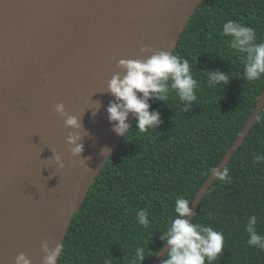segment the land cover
Masks as SVG:
<instances>
[{
	"label": "water",
	"instance_id": "95a60500",
	"mask_svg": "<svg viewBox=\"0 0 264 264\" xmlns=\"http://www.w3.org/2000/svg\"><path fill=\"white\" fill-rule=\"evenodd\" d=\"M201 1L0 0V264H15L20 253L31 264H43L62 245L122 138L106 111L115 101L108 82L124 75L118 61L172 53ZM58 103L66 115L54 111ZM263 106L264 87L213 169L226 166ZM66 116L76 117L80 127H66ZM134 119L130 113L126 123ZM69 134L83 145L78 155L66 142ZM215 179L210 172L185 219L193 217ZM167 250L164 243L149 264H159Z\"/></svg>",
	"mask_w": 264,
	"mask_h": 264
},
{
	"label": "trees",
	"instance_id": "16d2710c",
	"mask_svg": "<svg viewBox=\"0 0 264 264\" xmlns=\"http://www.w3.org/2000/svg\"><path fill=\"white\" fill-rule=\"evenodd\" d=\"M228 20L252 27L257 42L264 41V0L199 3L172 51L189 61L199 83L197 101L188 111H182L174 92L167 101H148L161 123L145 132L135 128V119L130 124L133 128L73 215L57 264H104L107 258L111 264H129L138 246L145 249L142 264H149L163 246L161 235L175 216V200L184 197L191 203L264 87V76L256 81L241 78L243 63L229 48L230 37L222 33ZM213 71L229 74L228 83L208 87L207 73ZM258 154L264 155V106L224 167L230 180L216 178L190 219L223 233V252L213 264H264V250L250 247L246 232L248 219L255 215L257 232L264 236V161L254 162ZM141 208L148 209L147 228L137 222Z\"/></svg>",
	"mask_w": 264,
	"mask_h": 264
},
{
	"label": "clouds",
	"instance_id": "9594fccd",
	"mask_svg": "<svg viewBox=\"0 0 264 264\" xmlns=\"http://www.w3.org/2000/svg\"><path fill=\"white\" fill-rule=\"evenodd\" d=\"M222 33L230 37L228 46L243 63L244 71L241 78L246 81H256L264 76V41L257 42L255 29L228 20L222 25ZM141 51L146 52L149 49L142 46ZM118 66L124 70V75L121 77L115 74L109 80L108 91L115 97V101L109 103L106 111L109 122H114L112 131L121 137H125L133 128L126 123L130 113L134 115L135 128L140 132L155 129L161 123L159 112L150 111L148 103L150 99L167 101L174 92L182 102V111L190 110L192 104L197 101L196 89L199 83L193 77L189 61L181 56L158 51L153 52L145 60L120 59ZM207 77V86L214 89L227 84L230 79L229 74L220 71L209 72ZM54 111L66 115L62 103L56 104ZM64 124L68 128L80 127L74 116H66ZM78 139V136L72 134L66 138L67 144L74 145L70 149L73 155L83 151V145L76 143ZM55 158L57 161L60 160L58 155ZM259 161H264V155L258 154L254 157V162ZM211 172L221 181L227 183L230 180L227 168L219 171L212 169ZM189 203L190 201L184 197L175 200V216L170 219L161 235L162 241L168 245L162 264H213L223 252L222 232L214 230L211 226L185 219L191 215ZM136 216L140 226L149 227L147 208H141ZM256 224L257 217L253 215L246 225L247 244L264 250V236L258 234ZM42 247L46 252L48 251L46 244H42ZM62 252L63 245H57L43 258V264H57V257ZM144 259L145 249L138 246L129 264H142ZM15 264H31V262L24 253H20L15 258ZM104 264H111V258L105 259Z\"/></svg>",
	"mask_w": 264,
	"mask_h": 264
}]
</instances>
